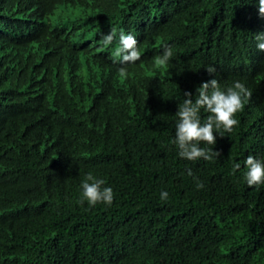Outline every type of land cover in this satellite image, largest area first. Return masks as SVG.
Here are the masks:
<instances>
[{
	"label": "trees",
	"instance_id": "1",
	"mask_svg": "<svg viewBox=\"0 0 264 264\" xmlns=\"http://www.w3.org/2000/svg\"><path fill=\"white\" fill-rule=\"evenodd\" d=\"M113 28L136 61L103 45ZM259 31L248 0H0V264H264V185L232 171L264 156ZM214 76L250 95L218 156L182 159L178 101ZM89 171L111 204L78 202Z\"/></svg>",
	"mask_w": 264,
	"mask_h": 264
},
{
	"label": "clouds",
	"instance_id": "2",
	"mask_svg": "<svg viewBox=\"0 0 264 264\" xmlns=\"http://www.w3.org/2000/svg\"><path fill=\"white\" fill-rule=\"evenodd\" d=\"M254 2L260 17H264V0H248ZM255 46L264 51V31L254 33ZM118 40L119 47L114 50V57L119 58L121 64L131 63L140 57L137 47V38L132 33L111 29L102 36L104 46L112 45ZM174 56L172 48H164L157 57V63L163 64ZM207 71L216 73L214 65L205 66ZM120 72L125 71L121 67ZM183 98L178 101L177 111L174 114V135L171 143L175 146L178 157L194 161L199 158L212 159L219 152L211 147L216 144L217 134L224 136L231 133L238 123L236 113L243 106L250 95L246 84L241 80H234L229 85H222L214 76L197 87L195 95L191 91L183 92ZM202 113L204 115H202ZM243 171V179L249 186L264 185V156L249 154L243 161L236 160L232 164V171ZM191 175V170H189ZM197 187H203L197 182ZM169 197L167 190L160 191L161 200ZM114 199V190L107 184L104 177L89 171L80 181V203L87 202L89 206L97 203L111 204Z\"/></svg>",
	"mask_w": 264,
	"mask_h": 264
},
{
	"label": "rangeland",
	"instance_id": "3",
	"mask_svg": "<svg viewBox=\"0 0 264 264\" xmlns=\"http://www.w3.org/2000/svg\"><path fill=\"white\" fill-rule=\"evenodd\" d=\"M72 10H73V8L69 9L66 12L56 13L55 16L57 17L59 22L68 23L70 20V15L72 13ZM54 19H56V18H54Z\"/></svg>",
	"mask_w": 264,
	"mask_h": 264
}]
</instances>
